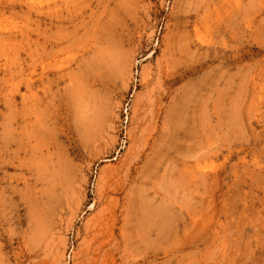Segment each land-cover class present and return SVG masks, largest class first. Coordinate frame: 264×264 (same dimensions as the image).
Returning <instances> with one entry per match:
<instances>
[{
    "label": "rangeland",
    "instance_id": "obj_1",
    "mask_svg": "<svg viewBox=\"0 0 264 264\" xmlns=\"http://www.w3.org/2000/svg\"><path fill=\"white\" fill-rule=\"evenodd\" d=\"M0 264H264V0H0Z\"/></svg>",
    "mask_w": 264,
    "mask_h": 264
},
{
    "label": "bare ground",
    "instance_id": "obj_2",
    "mask_svg": "<svg viewBox=\"0 0 264 264\" xmlns=\"http://www.w3.org/2000/svg\"><path fill=\"white\" fill-rule=\"evenodd\" d=\"M31 85H32V81H31V78H29L28 86L31 87ZM110 244H111V243H110ZM103 250H104V249H103ZM105 254L108 255V254H109V251H106ZM110 259H111V258H110ZM108 260H109V259H108Z\"/></svg>",
    "mask_w": 264,
    "mask_h": 264
}]
</instances>
